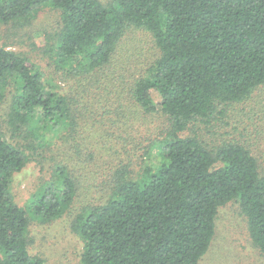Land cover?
Returning <instances> with one entry per match:
<instances>
[{"label": "trees", "instance_id": "obj_1", "mask_svg": "<svg viewBox=\"0 0 264 264\" xmlns=\"http://www.w3.org/2000/svg\"><path fill=\"white\" fill-rule=\"evenodd\" d=\"M48 5L60 11L55 61L77 79L108 70L128 31L147 34L146 76L123 70L118 79L132 76L131 101L161 119L151 144L164 153L162 162L147 166L143 181L129 179V164H121L109 180L110 198L76 216L81 263L199 264L218 209L232 202L264 257V173L251 151L233 140L210 148L193 134L182 135L197 124L217 127L226 107L264 88V0H112L108 6L99 0H3L0 25L30 21ZM8 82L16 87L7 115L13 133L38 118L45 129L74 130L69 99L48 90L26 57L0 48V105ZM28 160L4 139L0 124V264H44L29 255V217L9 190L12 175ZM56 181L58 188L50 185L31 198L30 214L39 223L61 217L76 195L64 167Z\"/></svg>", "mask_w": 264, "mask_h": 264}, {"label": "rangeland", "instance_id": "obj_2", "mask_svg": "<svg viewBox=\"0 0 264 264\" xmlns=\"http://www.w3.org/2000/svg\"><path fill=\"white\" fill-rule=\"evenodd\" d=\"M99 1L105 6L112 3ZM59 22L60 11L48 5L38 8L30 21L1 24L0 48L26 57L40 71L48 90L69 99L74 130L45 129L38 118L13 133L7 125L16 92L11 82L5 85L0 124L4 139L29 157L25 167L12 175L9 190L13 202L29 217L30 257H39L44 264H82L84 242L78 235L76 216L83 208L100 206L110 198L109 180L121 164H129V179L143 181V170L162 162L164 153L151 144L158 136L161 119L147 116L128 95L132 76L145 77L147 73L145 32L128 31L108 70L77 79L55 61ZM128 64L138 67L132 70ZM123 70L133 75L118 79ZM152 99L158 101L155 95ZM220 118L215 128L197 124L182 135L193 134L210 148L223 140L240 142L264 173V88L244 103L226 107ZM62 167L74 178L76 195L61 217L39 223L30 214L31 198L50 185L58 188L56 178ZM199 264H264V257L250 241L237 202L218 209L214 237Z\"/></svg>", "mask_w": 264, "mask_h": 264}]
</instances>
